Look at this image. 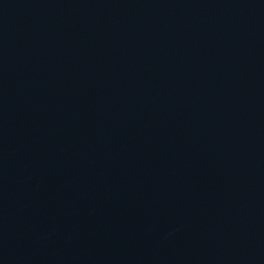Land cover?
I'll use <instances>...</instances> for the list:
<instances>
[{
    "label": "water",
    "instance_id": "1",
    "mask_svg": "<svg viewBox=\"0 0 264 264\" xmlns=\"http://www.w3.org/2000/svg\"><path fill=\"white\" fill-rule=\"evenodd\" d=\"M0 264H264V0H0Z\"/></svg>",
    "mask_w": 264,
    "mask_h": 264
}]
</instances>
